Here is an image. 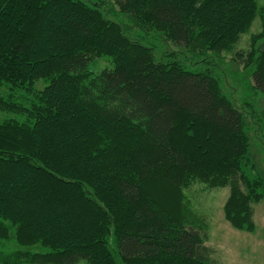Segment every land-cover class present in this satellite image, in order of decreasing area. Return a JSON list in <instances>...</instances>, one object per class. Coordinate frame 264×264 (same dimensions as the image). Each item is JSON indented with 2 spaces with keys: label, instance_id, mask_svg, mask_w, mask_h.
I'll return each mask as SVG.
<instances>
[{
  "label": "trees",
  "instance_id": "1",
  "mask_svg": "<svg viewBox=\"0 0 264 264\" xmlns=\"http://www.w3.org/2000/svg\"><path fill=\"white\" fill-rule=\"evenodd\" d=\"M91 2L0 0V264H119L112 241L121 264H217L188 191L228 186L227 220L256 231L247 119L215 72L157 58ZM116 3L191 54L238 55L264 98L258 0Z\"/></svg>",
  "mask_w": 264,
  "mask_h": 264
},
{
  "label": "rangeland",
  "instance_id": "2",
  "mask_svg": "<svg viewBox=\"0 0 264 264\" xmlns=\"http://www.w3.org/2000/svg\"><path fill=\"white\" fill-rule=\"evenodd\" d=\"M89 3L98 0H85ZM115 10L107 16L121 23L128 36L138 39L146 45L155 47L157 58L178 59L188 69L194 71L212 70L222 80L223 87L234 104L240 108L248 122L249 134L252 138L256 159L264 173V98L258 97L252 89L253 79L251 71L246 70L241 58L230 52H209L207 54L194 55L184 48L174 44L157 31H148L141 28L133 17L120 10L116 0H101ZM260 6L264 0H258ZM105 7V6H104ZM108 8V7H107ZM261 28L258 16L249 32L242 37L237 50L246 51L250 47V35ZM174 52V54H170ZM107 56L94 59L91 69L100 71L111 66ZM12 117V114L0 112V118ZM188 194L195 206L204 213L209 224V234L206 244L212 246V258L217 264H264V199L257 203L255 220L257 229L255 232L239 230L233 227L225 215V203L229 196V187L213 190L191 188ZM111 249L114 257L121 264V257L113 241ZM78 264H89L85 259Z\"/></svg>",
  "mask_w": 264,
  "mask_h": 264
}]
</instances>
